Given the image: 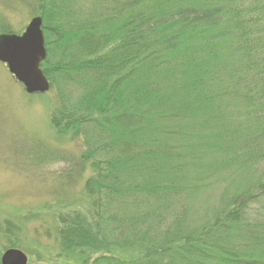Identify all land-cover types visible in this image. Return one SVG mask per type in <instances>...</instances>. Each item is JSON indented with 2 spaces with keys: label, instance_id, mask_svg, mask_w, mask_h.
<instances>
[{
  "label": "trees",
  "instance_id": "trees-1",
  "mask_svg": "<svg viewBox=\"0 0 264 264\" xmlns=\"http://www.w3.org/2000/svg\"><path fill=\"white\" fill-rule=\"evenodd\" d=\"M38 13L51 121L93 172V221L60 215L63 246L98 253L90 264H264V0H38ZM217 183L224 204L182 221Z\"/></svg>",
  "mask_w": 264,
  "mask_h": 264
},
{
  "label": "rangeland",
  "instance_id": "rangeland-1",
  "mask_svg": "<svg viewBox=\"0 0 264 264\" xmlns=\"http://www.w3.org/2000/svg\"><path fill=\"white\" fill-rule=\"evenodd\" d=\"M36 15L38 0H0V34L21 33ZM55 97L50 86L27 92L0 61V258L16 247L27 255V264H90L98 253L65 248L57 233L59 217L67 212L93 221L84 183L93 172L81 159L83 141L55 129ZM225 186L214 185L210 198L198 194L188 200L182 221L193 224L211 216L225 202Z\"/></svg>",
  "mask_w": 264,
  "mask_h": 264
},
{
  "label": "water",
  "instance_id": "water-1",
  "mask_svg": "<svg viewBox=\"0 0 264 264\" xmlns=\"http://www.w3.org/2000/svg\"><path fill=\"white\" fill-rule=\"evenodd\" d=\"M42 17L36 15L21 33L0 34V61L19 80L29 93L49 90L50 82L45 77L40 64L46 59V47L42 31ZM1 264H27V255L20 249L7 248Z\"/></svg>",
  "mask_w": 264,
  "mask_h": 264
}]
</instances>
